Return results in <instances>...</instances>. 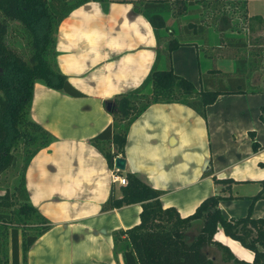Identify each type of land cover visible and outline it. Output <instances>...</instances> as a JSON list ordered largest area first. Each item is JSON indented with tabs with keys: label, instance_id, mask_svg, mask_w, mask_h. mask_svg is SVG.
Masks as SVG:
<instances>
[{
	"label": "crops",
	"instance_id": "crops-1",
	"mask_svg": "<svg viewBox=\"0 0 264 264\" xmlns=\"http://www.w3.org/2000/svg\"><path fill=\"white\" fill-rule=\"evenodd\" d=\"M136 1L146 0H92L75 7L58 25L55 61L79 93L53 89L41 80L34 84L30 117L53 140L34 154L25 171L30 202L49 221V229L28 250L27 264H123L113 235L139 223L142 206L102 210L111 195L121 196L122 184L113 181L115 167L108 165L91 139L113 123L109 107L114 96L140 87L154 68L167 66L158 54L166 42L159 44ZM246 4L249 16H259L249 29L254 30L255 22L264 29V0H246ZM162 16L166 28L161 37L168 32L178 35L179 24L171 12ZM237 36L229 32L224 39L208 27L202 38L171 51L174 72L197 90L203 87L201 76L210 69L232 74L238 55L264 47V43H248L237 48ZM239 50L246 52L237 54ZM257 73H251L249 86L262 84V80L253 82ZM263 105L264 91L221 94L205 106L204 116L184 102L152 103L128 127L126 164L119 174L136 173L161 190L162 206L175 207L182 217L218 193L231 194L219 202L224 217H243L264 178ZM209 167L212 173L206 172ZM213 176L233 179L231 190L223 191ZM252 216L264 217V198L254 202ZM200 221L193 220L188 230L193 228L197 234L203 225ZM213 239L227 246L235 258L253 261V251L221 227ZM206 251L213 260L222 255L214 244Z\"/></svg>",
	"mask_w": 264,
	"mask_h": 264
},
{
	"label": "trees",
	"instance_id": "trees-1",
	"mask_svg": "<svg viewBox=\"0 0 264 264\" xmlns=\"http://www.w3.org/2000/svg\"><path fill=\"white\" fill-rule=\"evenodd\" d=\"M90 1L0 0V181L8 169L17 168L18 173L12 185L6 186L4 194H0V264H27L32 243L49 229L48 219L30 202L26 188L28 163L53 140L51 133L30 117L31 98L34 84L40 80L56 90L79 93L58 68L55 40L61 20L75 7ZM135 3L153 25L159 44L166 42L158 54L164 56L167 66L165 69L154 68L140 87L113 97L109 107L113 123L91 139V143L104 153L111 168L115 157L125 156L129 125L150 104L180 101L204 116L205 106L215 102L221 94L264 91V78H261V85L249 86L254 70L258 71V78L264 76L262 46L249 49L247 55H238L232 74L208 70L201 76L203 87L199 90L189 79L174 72L170 60L173 49L202 38L208 27H213L224 39L226 33L236 32L235 46L246 48L248 40L242 36L247 35L252 21L259 19V16L248 15L246 0H146ZM165 11L171 12L179 24L176 36L168 32L161 37L162 29L166 28L162 16ZM185 15L194 16L181 24ZM10 23H14L13 27ZM11 30L24 37L27 56L8 45L6 38ZM149 85L151 91L147 94L145 89ZM260 112L264 123V105ZM251 134L253 136V132ZM253 146L256 148V143ZM206 172L212 173V168ZM125 178L126 184L120 186L121 196L111 195L101 205L104 211L134 203L142 206L139 223L132 228L116 230L113 235L123 264H264V217L252 216L254 202L264 198V178L258 182L259 192L250 198L247 214L239 218L222 215L219 202L231 194L209 195L193 213L182 217L175 207L162 206L161 190L147 184L136 173L127 172ZM213 179L228 192L234 183L231 178L213 176ZM195 219L202 220L203 225L192 239L186 241L185 233ZM219 227L253 251L252 262L235 258L227 246L213 239ZM211 244L222 251L219 263L207 254Z\"/></svg>",
	"mask_w": 264,
	"mask_h": 264
},
{
	"label": "rangeland",
	"instance_id": "rangeland-1",
	"mask_svg": "<svg viewBox=\"0 0 264 264\" xmlns=\"http://www.w3.org/2000/svg\"><path fill=\"white\" fill-rule=\"evenodd\" d=\"M190 16H194V15H185L183 16V18H181V24L185 23L187 21L188 18H190ZM197 17V16H196ZM14 23H10V26L13 27ZM256 27L254 28V30L252 31L251 29L247 30V35L246 36H242L243 38H245L246 40H248V43L250 44H262L264 43V29H262V26L260 25L259 22H255L254 24ZM7 43L9 46L11 47H15L17 50L22 51L23 53H25V56H27L26 52L28 53V49H26L25 46V40L24 37L21 36V34L19 35L15 30H11L8 34H7ZM246 50H239L237 52V54H245ZM216 53H218V51H216ZM257 80V81H256ZM256 80L253 81L254 84H257L258 82H261V79L257 78L256 76ZM147 90H145V93L149 94L151 89H149L147 92ZM17 168L15 169H8L6 174L3 175L2 180L0 181V192H3V189L8 186L10 187L12 185V183L14 182V180L17 177ZM202 222V221H200ZM201 224V223H200ZM189 229V228H188ZM196 234L194 233V229L191 228L190 230H187L185 233V240L189 241L190 239H192ZM120 248V247H119ZM221 256H215V261L216 262H220L221 261Z\"/></svg>",
	"mask_w": 264,
	"mask_h": 264
},
{
	"label": "water",
	"instance_id": "water-1",
	"mask_svg": "<svg viewBox=\"0 0 264 264\" xmlns=\"http://www.w3.org/2000/svg\"><path fill=\"white\" fill-rule=\"evenodd\" d=\"M126 160L122 156L115 157L114 160V167H116L118 170H123L125 168Z\"/></svg>",
	"mask_w": 264,
	"mask_h": 264
},
{
	"label": "built area",
	"instance_id": "built-area-1",
	"mask_svg": "<svg viewBox=\"0 0 264 264\" xmlns=\"http://www.w3.org/2000/svg\"><path fill=\"white\" fill-rule=\"evenodd\" d=\"M115 172L113 174V181H119L120 184H126L127 180L125 177L121 176L119 173H118V169L115 167Z\"/></svg>",
	"mask_w": 264,
	"mask_h": 264
}]
</instances>
